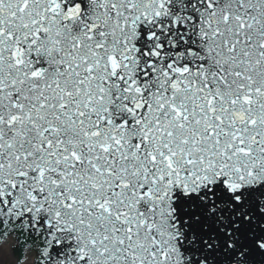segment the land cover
<instances>
[{
	"label": "snow or ice",
	"instance_id": "obj_1",
	"mask_svg": "<svg viewBox=\"0 0 264 264\" xmlns=\"http://www.w3.org/2000/svg\"><path fill=\"white\" fill-rule=\"evenodd\" d=\"M0 264H264V0H0Z\"/></svg>",
	"mask_w": 264,
	"mask_h": 264
}]
</instances>
